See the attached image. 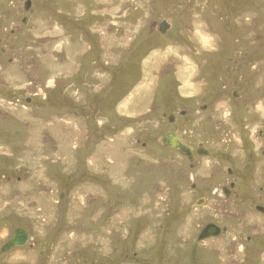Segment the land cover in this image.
<instances>
[{"label": "rangeland", "instance_id": "1", "mask_svg": "<svg viewBox=\"0 0 264 264\" xmlns=\"http://www.w3.org/2000/svg\"><path fill=\"white\" fill-rule=\"evenodd\" d=\"M13 3L0 252L31 243L7 264H264V0ZM175 128L192 160L159 142ZM209 222L227 229L200 241Z\"/></svg>", "mask_w": 264, "mask_h": 264}, {"label": "flooded vegetation", "instance_id": "2", "mask_svg": "<svg viewBox=\"0 0 264 264\" xmlns=\"http://www.w3.org/2000/svg\"><path fill=\"white\" fill-rule=\"evenodd\" d=\"M6 1V4H7V6L8 5H11V4H13V5H11L10 7L11 8H13L14 7V3H13V1L14 0H5ZM31 1V3H30V6L32 5V0H30ZM235 94V93H234ZM179 114H180V116H182V115H184V113H185V110H179ZM179 117H176V116H173V115H170L169 117H168V119H169V121L170 122H172L173 120H175V119H178ZM185 119H187V118H185ZM168 131H173V132H175L176 133V135H177V138L179 139V141L181 142V144H183V145H185L188 149H189V151H190V155L188 156V155H185V154H182V153H180V152H178V151H176V152H178V153H180V154H182V155H185V156H187V158L188 159H190V160H192V157L194 156V154H198L199 152H201L202 151V143L201 144H199V147H197V148H195V150L194 149H192L188 144H186L185 143V141H184V138H183V136H182V133H183V131L181 130V129H172V130H168ZM166 133V132H165ZM182 140H183V142H182ZM172 150H174V149H172ZM264 150V149H263ZM227 173H230L231 172V169L230 168H227ZM238 186V185H237ZM233 188H235V184L233 183V182H230L229 183V185H228V187H226V186H223L222 188H221V192H222V194H223V196H225V197H229V195L231 194V190L233 189ZM63 193V192H62ZM202 201V202H201ZM203 201H205V198H199L197 201H196V205H198V206H200L202 203H203ZM255 209L257 210V211H259V212H262V211H264V205L263 206H258V205H256L255 206ZM209 224H211V225H214V226H216L217 227V229H219V233L217 234V235H219L221 232H223L225 229H227V226H219L216 222H209V223H206L202 228H201V230H200V232H199V234H198V238L200 239V241H202V240H204V239H207L208 237H210V236H217V235H208V236H204V237H200V234H201V232H202V230L207 226V225H209ZM23 230V229H22ZM24 231V230H23ZM13 237V233H12V235L10 236V237H7L5 240H4V242H3V244H2V247H1V251L2 252H4V254L2 253V252H0V264H7V262H6V260H5V258H4V256H7V254L8 253H10V252H12V251H14V250H16V249H22V248H18V247H11V248H9L8 247V243H9V241L11 240V238ZM27 238H28V235L26 234V240H25V242L23 243L24 244V247L23 248H25V247H29V245H30V243L31 242H28L27 241ZM13 248V249H12ZM10 249H12L10 252H8ZM252 254V252H249L248 253V255H251ZM85 256V255H84ZM157 256H159V255H157ZM157 256H155V262H158V260H159V257H157ZM85 258H87L86 260H90L92 257H88V254H87V256H85ZM86 260H84L83 262H81V264H85V262H87ZM12 261V260H11ZM79 262H80V260H79ZM78 262V263H79ZM77 263V262H76ZM77 263V264H78ZM160 263V262H159ZM93 264H95V263H93Z\"/></svg>", "mask_w": 264, "mask_h": 264}, {"label": "water", "instance_id": "3", "mask_svg": "<svg viewBox=\"0 0 264 264\" xmlns=\"http://www.w3.org/2000/svg\"><path fill=\"white\" fill-rule=\"evenodd\" d=\"M168 28H169V23L166 20L160 22L158 26V30L161 33H165L168 30ZM159 142L165 147L175 149L178 152L188 156L190 155L189 149L185 145L181 144V142L177 138L176 133L173 131H167L162 136H160ZM22 232L23 230L21 229H18L15 232V234L8 243L9 248L17 244H23L25 242L26 235H24ZM218 233H219V229H217L216 226L209 224L202 230L200 237L215 235V234L217 235Z\"/></svg>", "mask_w": 264, "mask_h": 264}, {"label": "bare ground", "instance_id": "4", "mask_svg": "<svg viewBox=\"0 0 264 264\" xmlns=\"http://www.w3.org/2000/svg\"><path fill=\"white\" fill-rule=\"evenodd\" d=\"M201 36L203 37L202 39L205 40V36H203L202 33H201ZM208 39H209V38H208ZM206 43H207V41H206ZM159 56H160V55H159ZM178 70H179V69H178ZM182 73H183V72H182ZM188 73H189V72H188ZM180 75H181V74H180ZM182 75H183V74H182ZM181 79H182V78H181ZM182 142H183V140H182ZM167 238H168V237H167ZM163 239H164V238H163ZM162 243H163V242H162ZM169 244H170V243H169ZM169 244H168V245H169ZM171 244H172V243H171ZM153 245H154V244H153ZM161 245H162V244H161ZM148 246H149V245H148ZM165 247H166V245H165ZM165 247H164V248H165ZM186 247H188V246H186ZM160 249H161V248H160ZM175 249H176V247H175ZM188 249H189V247H188ZM167 250H168V249H167ZM184 250H185V248H184ZM186 250H187V248H186ZM195 250H196V249H195ZM161 251H162V250H161ZM163 251H164V250H163ZM169 251H170V250H169ZM169 251H168V252H169ZM170 252H171V251H170ZM176 252H177V251H176ZM178 252H179V251H178ZM146 253H147V252H146ZM180 253H181V251H180ZM171 254H172V253H171ZM177 254H179V253H176V255H177ZM181 254H182V253H181ZM181 254H179V255H181ZM183 254H184V253H183ZM155 255H156V254H155ZM160 255H161V254H160ZM193 255H194V253H193ZM196 255H199V254H196ZM168 256H169V255H168ZM173 256H174V255H173ZM175 257H176V256H175ZM182 257H183V256H182ZM186 257H187V256H186ZM167 258H168V257H167ZM170 258H171V257H170ZM147 261H148V260H147ZM151 262H152V261H151Z\"/></svg>", "mask_w": 264, "mask_h": 264}, {"label": "crops", "instance_id": "5", "mask_svg": "<svg viewBox=\"0 0 264 264\" xmlns=\"http://www.w3.org/2000/svg\"><path fill=\"white\" fill-rule=\"evenodd\" d=\"M185 88H186V90H187V89H190L189 87H185Z\"/></svg>", "mask_w": 264, "mask_h": 264}]
</instances>
